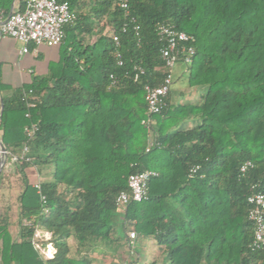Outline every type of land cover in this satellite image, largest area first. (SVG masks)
Here are the masks:
<instances>
[{"label": "trees", "instance_id": "trees-1", "mask_svg": "<svg viewBox=\"0 0 264 264\" xmlns=\"http://www.w3.org/2000/svg\"><path fill=\"white\" fill-rule=\"evenodd\" d=\"M59 1L75 15L59 60L46 76L1 96L2 144L14 152L27 142L32 160L14 163L20 191L12 202L4 199L5 165L0 172V264H98L91 247L118 241L116 195L130 174L146 169L158 175L146 198L121 215L124 231L153 236L167 264H264V246H250L246 200L264 191V0H129L128 15L119 0ZM15 2L0 0V10H22L21 0L11 8ZM161 23L192 36L187 82L206 89L196 104H169V94L168 105L148 117L144 84H159L167 72ZM136 66L145 72L134 79ZM185 121L194 123L183 128ZM31 123L38 130L28 138ZM246 160L252 166L242 174ZM35 161L53 165V179L40 183L44 203L24 173ZM14 219L17 242L9 232ZM36 229L50 232L53 257L35 249Z\"/></svg>", "mask_w": 264, "mask_h": 264}, {"label": "built area", "instance_id": "built-area-1", "mask_svg": "<svg viewBox=\"0 0 264 264\" xmlns=\"http://www.w3.org/2000/svg\"><path fill=\"white\" fill-rule=\"evenodd\" d=\"M23 2L22 10L11 9L8 13L0 10V36H8L21 41L24 46L21 52H27L30 43L35 46L59 45L65 37L64 27L73 21L75 15L69 8L67 2L59 0H21ZM119 5L125 14H129V0H119ZM134 18L130 17L129 22H133ZM127 29V24L122 26V30ZM133 29L138 30V25H134ZM157 38L160 42V55L164 61L167 72L162 81L157 85L150 83L144 84L146 113L148 117L160 113L167 105V97L171 93L172 76L171 70L177 62H182L185 66L191 63L195 53V48L191 44L192 36L184 31L178 30L174 25L169 23H161L156 28ZM115 43L114 57L117 64L122 63L121 52L118 49L119 40L116 35L113 36ZM36 51H34L35 53ZM134 79L144 74V69L140 66L135 67ZM111 85L117 83V78L109 75ZM31 92V90H29ZM28 107L34 106L33 102L27 103ZM26 117L30 116L27 111ZM143 123L149 125V119L143 120ZM38 130L37 123H31L25 128L28 138H32ZM7 158L12 163L30 162L32 156L30 147L27 142H23L21 146L14 152L5 150ZM252 166L250 160L244 161L240 166V172L243 174ZM197 166L191 169V173L195 172ZM158 173L152 169H146L140 172L132 173L127 178V190H121L115 197L116 211L121 215L126 211L127 206L131 202H139L146 198L147 184L149 180ZM34 188L40 195V200L44 203L45 196L41 193L40 183H35ZM252 189L255 185H252ZM249 204L248 219L253 225V239L251 249L256 250L264 246V191L252 190L246 198ZM127 237L130 240L136 238V233L132 230L127 231ZM50 232L36 229L32 235V242L43 259L53 257L55 249L50 239Z\"/></svg>", "mask_w": 264, "mask_h": 264}, {"label": "crops", "instance_id": "crops-1", "mask_svg": "<svg viewBox=\"0 0 264 264\" xmlns=\"http://www.w3.org/2000/svg\"><path fill=\"white\" fill-rule=\"evenodd\" d=\"M17 0L13 3L12 7L17 6ZM108 30V27H105ZM16 40L8 36H0V84L6 85L9 88L0 91V109H1V96H8L11 94V90L14 88H19L26 83L33 80L35 76L44 77L48 74V65L50 62L57 61L60 58L62 46L53 45H39L35 46L30 43L28 45L29 49L27 52H21V49L16 47ZM34 51H36L34 53ZM27 55L32 59H37L38 61L27 60ZM23 64L27 68V75H22ZM39 65H42L39 67ZM45 65V66H44ZM44 66V67H43ZM12 70L16 75L15 81H11L6 78L4 69ZM4 78V79H3ZM17 79V81H16ZM205 86H195L190 87L188 91H181V94H173L171 89L169 104H196L200 101L201 95L204 93ZM193 121H185L182 125L183 128L192 126ZM1 140V131H0ZM2 142V141H1ZM7 160V158H6ZM6 163V161H5ZM5 165V173L9 180V186L4 192V199L10 200L11 202L15 200L16 196L20 191V174L18 172L17 165L12 162H7ZM53 165L49 163H43L35 161L24 168V173L28 181L34 185L35 183H41L44 181H51ZM1 196V193H0ZM1 198V197H0ZM2 202L0 200V211ZM13 212H16L15 206H13ZM9 232L14 242L19 241L20 226L14 219L12 224L9 226ZM125 232L123 244L129 248V253L135 257V261L140 263L142 260L140 250L144 253V264H167V259L165 254L160 251L159 245L157 244L155 238L151 235H141L136 233V238L130 240L127 237V231ZM115 250V249H113ZM109 249L108 246L102 244H95L91 247L89 256L98 264H115L118 263L116 259V251Z\"/></svg>", "mask_w": 264, "mask_h": 264}, {"label": "rangeland", "instance_id": "rangeland-1", "mask_svg": "<svg viewBox=\"0 0 264 264\" xmlns=\"http://www.w3.org/2000/svg\"><path fill=\"white\" fill-rule=\"evenodd\" d=\"M15 43H16V47L18 49H21L24 46V44L21 41L16 40ZM27 60H30L31 62L34 60L38 61L37 59H32L28 55H27ZM40 66H42V65H39V67ZM5 70H7L5 72L6 78L10 79L11 81H15L14 79L16 78V75L13 73V71L8 70L6 68L4 69V71ZM26 71H27V68L23 64L21 74L27 75ZM171 76H172L171 89L173 91V94H178V93L181 94L182 93L181 91L185 92V91H188L190 89V86L188 85V82H187L186 66L182 62H177L173 66V68L171 70ZM16 81H17V79H16ZM121 218H122L121 214L119 212H117V215H116L114 221H115V236L118 237V241L116 242V244L110 246L111 250L115 249L113 251H116L114 254H116V259H117L118 263H115V264H144V262H142V260H144L143 250H140L142 260L140 263H137L135 261L136 260L135 257L130 255L129 248H127L123 244L125 232H124L123 227L121 225ZM126 231H129V229H127ZM69 243L73 246L74 245V239L69 238ZM110 247H109V249H110Z\"/></svg>", "mask_w": 264, "mask_h": 264}, {"label": "water", "instance_id": "water-1", "mask_svg": "<svg viewBox=\"0 0 264 264\" xmlns=\"http://www.w3.org/2000/svg\"><path fill=\"white\" fill-rule=\"evenodd\" d=\"M2 110H3V104L1 103L0 115L2 114ZM5 150L6 149L0 140V172L4 166L6 158H7Z\"/></svg>", "mask_w": 264, "mask_h": 264}]
</instances>
